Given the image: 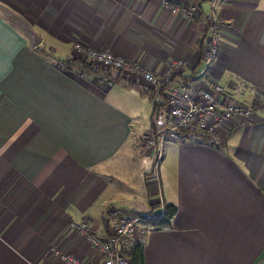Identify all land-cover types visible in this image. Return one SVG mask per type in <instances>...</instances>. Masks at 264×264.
Segmentation results:
<instances>
[{"label": "crops", "instance_id": "crops-1", "mask_svg": "<svg viewBox=\"0 0 264 264\" xmlns=\"http://www.w3.org/2000/svg\"><path fill=\"white\" fill-rule=\"evenodd\" d=\"M170 1L196 10L184 17L164 0H0L40 36L32 46L0 17V264H65L63 255L100 264L77 223L105 239L112 209L153 216L165 205L176 207L170 225L140 224L135 236L145 264H264V0L215 2L212 76L235 101L247 95L251 113L229 118L215 145L167 142L156 168L142 139L149 99L58 64L80 43L156 75L175 60L184 64L176 80L196 73L213 0Z\"/></svg>", "mask_w": 264, "mask_h": 264}, {"label": "built area", "instance_id": "built-area-1", "mask_svg": "<svg viewBox=\"0 0 264 264\" xmlns=\"http://www.w3.org/2000/svg\"><path fill=\"white\" fill-rule=\"evenodd\" d=\"M215 2L216 0L211 2V10L206 15L208 26L198 71L186 76L178 84L168 85L165 88L169 121L167 127L161 129L159 139H155L152 134L146 132L142 135L145 148L153 151L155 156L154 168L157 167L161 158L164 142L195 140L215 145L219 142L220 128L229 118L239 117L235 115L248 116L252 111L250 104L243 109L232 105L226 106L230 96L212 76V65L215 62L220 41V26L215 11L212 10ZM164 3L173 11H178L186 17L193 15L196 10L195 3L187 7L175 5L170 0H164ZM73 49L109 68L119 72H130L136 79H142L154 86H159L161 82L154 72L146 70L130 58L112 54L107 50L88 48L80 43H74ZM64 63L61 62L60 66L66 67ZM183 66L181 60L170 62L168 71L167 67V72L162 73V77L167 81L173 70ZM108 220L109 235L105 239H100L93 233L88 221H81L75 227L97 249L101 256L100 264H129L128 253L136 241L135 236L143 218L123 209L114 208L109 212ZM62 258L65 264H82L73 256L63 255Z\"/></svg>", "mask_w": 264, "mask_h": 264}, {"label": "trees", "instance_id": "trees-1", "mask_svg": "<svg viewBox=\"0 0 264 264\" xmlns=\"http://www.w3.org/2000/svg\"><path fill=\"white\" fill-rule=\"evenodd\" d=\"M37 48V47H36ZM202 53V52H201ZM61 62H65L66 67H75L77 68L81 73L85 75H92L96 74L99 76H105L108 78H111L113 82H116L118 84H123L125 87H132L137 90V92L149 100H153L152 102V107H153V113L150 118V127L153 129L154 126L156 125V120L159 117V113L162 111V108L164 107V104H166V98L164 95V90L165 88L170 85L175 77V74L171 77L172 79H169L170 81H166L164 83L159 84L158 88L157 85H155L153 88H147V87H141L138 84V81L134 80L131 81L130 79L127 80L126 78H123L119 71L114 70L112 68H109L107 70H103L99 67H91L89 64L86 62H82L80 60H77L75 58H69L65 59L63 61H60L58 64L60 66ZM61 67V66H60ZM157 90H156V89ZM156 96H161L163 98V101H157ZM157 114L158 117H157ZM176 212V207L173 205H165L164 210L162 214L158 215H153V216H142L143 219L146 220L145 224L151 225L153 228L159 229L163 227H168L170 225L171 218L173 217L174 213ZM138 215V214H136ZM128 260L129 264H145L143 260V255H142V247L139 243L134 242L130 248V252L128 253Z\"/></svg>", "mask_w": 264, "mask_h": 264}, {"label": "rangeland", "instance_id": "rangeland-1", "mask_svg": "<svg viewBox=\"0 0 264 264\" xmlns=\"http://www.w3.org/2000/svg\"><path fill=\"white\" fill-rule=\"evenodd\" d=\"M210 10H211V6H210V9H209V12H210ZM212 10H214L215 11V14H216V9H215V5L213 6V8H212ZM192 16V15H191ZM217 16V15H216ZM184 17H186V16H184ZM188 17H190V16H188ZM217 21H218V23H219V20H218V18H217ZM207 26H208V21L206 20V31H207ZM219 26H220V23H219ZM207 33V32H206ZM205 33V34H206ZM107 51H109V50H107ZM203 51V50H202ZM109 52H111V51H109ZM112 53V52H111ZM112 54H114V53H112ZM201 57H202V53H201ZM72 58H75V59H77V60H80V61H82V62H86L87 64H89L91 67H99V68H101V69H103V70H107V69H109V67H107V66H105L104 64H101V63H99V62H97V61H95V60H92V59H90V58H88L87 56H85V55H83L82 53H80V52H77V55L76 56H74V57H72ZM200 63H201V59H200ZM168 69H169V66H168V68H167V71H168ZM183 69V67L182 68H178V69H175V70H173L172 72H171V74H170V78H168L167 79V81H170L169 79H172L171 77L173 76V74H175V75H177L178 74V72H180L181 70ZM166 71V72H167ZM120 74H121V76L123 77V78H126L127 80H129V79H135V80H137L134 76H132V74L130 73V72H119ZM90 75V74H89ZM92 75H96V74H92ZM158 76V78H159V81H161V83H164L165 81H166V79H164L162 76V74H160V75H157ZM101 77H104L106 80H108L109 81V83H116V82H113V80L111 79V78H108V77H105V76H101ZM176 77H174V80H173V82L170 84V85H173V84H178L181 80H183V79H185L186 77H183V78H180V79H178V80H176L175 79ZM139 81H138V84L141 86V87H147V88H153L154 87V84H152V83H149V82H144L143 80H141V79H138ZM158 87V86H157ZM158 88H160V87H158ZM156 89V88H155ZM157 90V89H156ZM164 92V91H163ZM164 95H165V98H166V94H165V92H164ZM236 99V98H235ZM246 99H247V95H245L244 96V98H239V99H236L237 101H235L231 96H230V98L227 100V103H226V106H228V105H232V106H234V107H239L240 109H243V107H245L247 104L245 103V101H246ZM156 100L157 101H163V98L161 97V96H156ZM151 101H153V100H147L146 99V106H147V108L145 107V112H146V109L148 110L149 108H150V112H149V116L151 115V109H152V102ZM238 101H240V102H238ZM168 108H169V106H168V103H167V101H166V104H164V107L162 108V111L159 113V114H157V117H158V115H159V117L157 118V120H156V125L154 126V128L152 129L151 127H150V129L148 130V131H146V133H149V134H152L153 136H154V138L155 139H159V136H160V134H161V131L163 130L162 128L163 127H167V124H168V121H169V117L167 116V111H168ZM135 109L136 110H139V109H141V107H140V104H138V105H136L135 106ZM235 116H240V115H235ZM146 123V122H145ZM162 129V130H161ZM158 134V135H157ZM157 135V136H156ZM167 143V142H166ZM165 142L163 143V146L166 144ZM146 223V220L145 219H143L142 220V224H145ZM140 227V226H139ZM136 242V241H135ZM130 252V251H129Z\"/></svg>", "mask_w": 264, "mask_h": 264}, {"label": "water", "instance_id": "water-1", "mask_svg": "<svg viewBox=\"0 0 264 264\" xmlns=\"http://www.w3.org/2000/svg\"><path fill=\"white\" fill-rule=\"evenodd\" d=\"M0 17L6 20L10 25L16 28L32 46H36L40 42V36L30 25V23L17 12L8 6L0 3Z\"/></svg>", "mask_w": 264, "mask_h": 264}]
</instances>
